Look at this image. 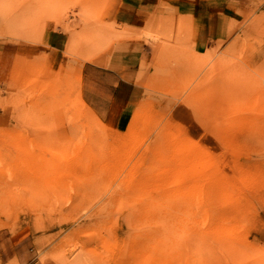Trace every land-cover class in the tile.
<instances>
[{
	"label": "rangeland",
	"instance_id": "1",
	"mask_svg": "<svg viewBox=\"0 0 264 264\" xmlns=\"http://www.w3.org/2000/svg\"><path fill=\"white\" fill-rule=\"evenodd\" d=\"M123 1L0 0V264H264V0H228L200 45L152 14L149 79L103 116L82 63Z\"/></svg>",
	"mask_w": 264,
	"mask_h": 264
},
{
	"label": "crops",
	"instance_id": "2",
	"mask_svg": "<svg viewBox=\"0 0 264 264\" xmlns=\"http://www.w3.org/2000/svg\"><path fill=\"white\" fill-rule=\"evenodd\" d=\"M139 1H123L117 11L114 10L118 16L117 22L124 29L119 34L113 53L82 63L81 94L103 116L109 115L119 103L133 102L130 98L139 88L138 80L142 81L144 77L149 79V66L153 63L151 57L154 55L145 46L143 31L152 14L159 16L160 21L171 19L188 22L197 45L204 39L201 35L205 32L214 37L215 31H224L227 27L228 16L221 9L225 8L228 0H200L199 3V0H166L169 5L153 9L148 5V0H143L144 5ZM154 25L152 21L150 27ZM42 40L51 63H54L61 54L56 45H60L62 40L64 44L67 43L66 34H61V29L48 27Z\"/></svg>",
	"mask_w": 264,
	"mask_h": 264
},
{
	"label": "bare ground",
	"instance_id": "3",
	"mask_svg": "<svg viewBox=\"0 0 264 264\" xmlns=\"http://www.w3.org/2000/svg\"><path fill=\"white\" fill-rule=\"evenodd\" d=\"M219 240V239H218ZM206 243V242H205ZM209 244V243H208ZM212 244V243H211ZM214 244V243H213ZM219 245L218 246H220V243H218ZM222 244V243H221ZM200 245H201V242H200ZM221 247H222V245H221ZM200 248V247H199ZM215 248H217V247H210V246H208L207 248H206V250H205V253H207V254H212V253H215ZM219 252V251H218ZM202 253V252H201ZM203 254V253H202ZM219 254V253H218ZM221 256V255H220ZM225 257V256H224ZM206 259V258H205ZM232 259V258H231ZM226 261H227V259H226Z\"/></svg>",
	"mask_w": 264,
	"mask_h": 264
}]
</instances>
